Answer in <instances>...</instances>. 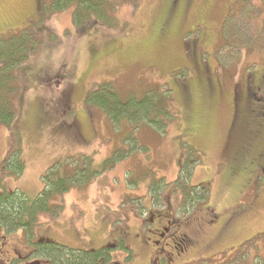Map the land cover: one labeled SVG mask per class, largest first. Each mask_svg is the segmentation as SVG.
Returning a JSON list of instances; mask_svg holds the SVG:
<instances>
[{"label": "rangeland", "instance_id": "rangeland-1", "mask_svg": "<svg viewBox=\"0 0 264 264\" xmlns=\"http://www.w3.org/2000/svg\"><path fill=\"white\" fill-rule=\"evenodd\" d=\"M171 1L113 0L116 28L76 32L73 10L52 11V0H0V37L32 26L42 43L11 94L16 124L7 114L0 123V165L9 153L24 162L3 185L35 200L50 171L76 179L36 218V246L110 248L116 264H150L158 247L168 252L159 264H264V95L254 80L264 75V0H177L173 11ZM207 77L216 90L206 98ZM102 84L122 105L165 93V126L110 120L95 107ZM234 91L242 121L231 128ZM162 109L152 103L149 116ZM207 208L219 216L210 225ZM171 213L190 218L200 242L191 251L174 244ZM28 236H17L27 248Z\"/></svg>", "mask_w": 264, "mask_h": 264}, {"label": "trees", "instance_id": "trees-1", "mask_svg": "<svg viewBox=\"0 0 264 264\" xmlns=\"http://www.w3.org/2000/svg\"><path fill=\"white\" fill-rule=\"evenodd\" d=\"M176 4L177 0H172L170 10L172 9L173 11ZM66 9L73 10V24L76 32L86 31L94 26L116 28L115 21L117 18L114 15L116 5L113 0H52V11H62ZM36 29L37 28L30 26L23 32H17L8 37H0V123H5L4 114H7L8 117L12 119L10 123L6 124L7 126H11L13 122L16 124L15 116L17 109L11 94L16 95V100L18 95V81L22 79L20 68L27 66L32 57L31 55L35 54L39 48V44H42L40 39L41 30L38 32ZM192 59L194 60V58ZM194 62H196L195 65L197 67L201 65L200 67L205 69L204 72H208V68L202 63V60ZM66 75L70 77L68 73ZM65 77L64 75L60 80L65 79ZM254 80L258 82L256 86L257 89L258 86H261V88L255 91L256 95L263 96L264 75L262 74V76L258 78L255 77ZM205 81L201 89L202 93H204L207 98L214 94L216 84H214V80L210 77H207ZM183 87L184 89L188 88L185 84H183ZM94 90L101 95V104L95 106L96 102L93 100L94 91L88 93L87 101L105 112L107 117L112 121H118L120 119L132 124H135V122L136 124H141V120L147 119L152 126H156L161 125V123L165 121L163 116L169 112V103L168 100H166L167 96L165 93H163L161 97H158L157 94L154 93L153 95H156V98L150 97V99L149 95L145 96V99L141 102L127 103V100L123 102L126 104L122 105L119 103V93L117 90H114V85L102 84ZM168 91L170 92V90ZM233 98L235 104H238V101L239 103L242 101L240 99V94L236 91H234ZM254 100L255 98L253 101ZM152 103H161L162 106H165V114H163L164 110L162 109V111H159L153 118L149 116L148 111L151 110ZM235 104L233 103V107H235ZM167 116L171 120V116ZM160 120H162V122H160ZM163 125L165 126V124L161 126ZM9 155L11 158L6 157L0 165V229H23L27 232H33V228L36 225V218H38L40 212L49 214V203L51 199L61 196L69 190L70 188L66 185L67 181L73 183L76 179H74L75 176H70L68 173L59 175V170L50 171L46 176V180H44L45 189L37 199L30 200L19 192H16L17 195L14 192L9 193L3 185V176L6 171H8L9 176L19 177L24 169V162L21 156L14 158V154L9 153ZM71 168L75 169L76 172H74V174L78 176L77 173L79 170L76 169V166H71ZM260 170L264 172V168H260ZM177 183L179 184V182ZM194 191L197 190L192 188L191 193ZM189 198L190 195H186L187 201H190ZM195 203L197 206L201 205L200 200H197ZM171 215L174 216L172 213ZM37 248L38 256L45 255L47 251L49 254L48 256L51 257L54 264H116L111 261L113 249L110 248H104L98 251H81L79 254L66 247L53 243H39ZM122 250L128 253L131 252L127 248H122Z\"/></svg>", "mask_w": 264, "mask_h": 264}, {"label": "flooded vegetation", "instance_id": "flooded-vegetation-1", "mask_svg": "<svg viewBox=\"0 0 264 264\" xmlns=\"http://www.w3.org/2000/svg\"><path fill=\"white\" fill-rule=\"evenodd\" d=\"M242 103V101H241ZM238 101V104H235L234 108V114H233V120L231 128L234 127V125L241 124L242 121V114L240 113V104ZM262 168V167H261ZM169 207H166L169 212H173L172 208L170 206V201L168 202ZM167 206V205H166ZM174 209V207H173ZM176 212V211H175ZM206 216L203 219L205 222L207 220L209 221V225L214 223L215 220L219 219L218 215L212 216L208 208L205 209ZM187 221H190V218L188 220L181 219V220H170V224L167 228V230H172L173 233L171 236L175 237L174 244L178 246H183L184 250L191 251L190 249L196 247V242L200 243L197 239H195L189 232L190 226L188 225ZM201 224L203 225L204 222L201 221ZM210 229H214L212 226H209ZM23 231L27 232L23 229H0V264H54L51 257H49L48 252L46 251L45 255L38 256V249L37 246L30 241L31 235L33 232L28 231L29 234V244L30 247L27 248L26 245L23 244V241L20 240L21 238H18L17 236L20 233H23ZM143 239V237H142ZM21 245H20V243ZM20 245V246H19ZM194 246V247H192ZM154 252L150 255V264H159L162 258L161 252L168 254L166 249L163 247H158L156 249H152ZM77 254H79V251H75ZM178 255V254H177ZM157 260V262L155 261Z\"/></svg>", "mask_w": 264, "mask_h": 264}]
</instances>
